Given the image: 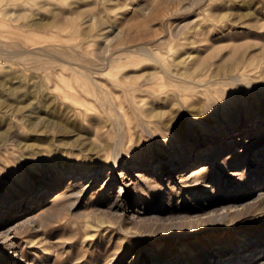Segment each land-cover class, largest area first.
Returning a JSON list of instances; mask_svg holds the SVG:
<instances>
[{"label": "rangeland", "instance_id": "rangeland-1", "mask_svg": "<svg viewBox=\"0 0 264 264\" xmlns=\"http://www.w3.org/2000/svg\"><path fill=\"white\" fill-rule=\"evenodd\" d=\"M240 1L0 0V264H264V0Z\"/></svg>", "mask_w": 264, "mask_h": 264}, {"label": "bare ground", "instance_id": "bare-ground-1", "mask_svg": "<svg viewBox=\"0 0 264 264\" xmlns=\"http://www.w3.org/2000/svg\"><path fill=\"white\" fill-rule=\"evenodd\" d=\"M244 1H246V0H244ZM244 1H243V2L240 1V2H242L241 5H243ZM248 1H249V0H248ZM248 1H247V2H248ZM259 1H261V0H259ZM240 2H239V3H240ZM249 2H250V1H249ZM236 4H237V3H236ZM239 6H240V5H239ZM263 14H264V13H263ZM190 39H191V38H190ZM168 40H169V39H168ZM168 40H165V39H164V41H167L166 45H167L169 42H170V43L173 42V40H172V41H171V40L168 41ZM177 40H179V39H177ZM180 40H183V39H180ZM164 41H163V42H164ZM175 41H176V40H175ZM175 41H174V42H175ZM189 41H190V40H189ZM189 41H186V42L189 43ZM192 41L194 42V41H196V40H192V39H191V42H192ZM160 42H161V40L159 41V44H158V45H160ZM176 42H177V41H176ZM191 42H190V43H191ZM164 44H165V43H164ZM164 44H162V45H164ZM179 44H180V43H179ZM168 45H169V44H168ZM170 45H171V44H170ZM177 45H178V44H177ZM178 46H179V45H178ZM143 47H144V46H143ZM160 47H161V46H160ZM179 47H180V46H179ZM31 48H32V47H31ZM33 48H34V47H33ZM37 49H39V47H38V48L35 47V50H36V51H37ZM144 49H145V48H143V50H144ZM35 50H31V51H34V52H35ZM146 50H147V52H148V50L150 51V49L147 48V47H146ZM146 50H144L143 52H145ZM186 50H187V49H186ZM29 51H30V50H29ZM149 53H150V52H149ZM149 53H147V54H149ZM150 54H152V52H151ZM152 55H153V54H152ZM152 55H150V56L152 57ZM150 56H149V57H150ZM153 58H154V57H153ZM155 58H157V57L155 56ZM155 58H154V59H155ZM157 61L159 62L160 60L158 59ZM186 61H187V60H186ZM160 62H161V61H160ZM184 63H186V62L184 61ZM187 63H188V62H187ZM186 65H187V64H186ZM164 67H165V66H164ZM165 68H166V67H165ZM167 68H168V67H167ZM166 70H167V69H166ZM168 70H169V68H168ZM168 72H169V71H168ZM190 72H192V74H193V71H190ZM192 74H191V75H192ZM189 75H190V74H189ZM191 77H192V76H191ZM191 77H190V78H191ZM192 79H193V77H192ZM194 80H195V79H194ZM194 80H193V81H194ZM197 81H198V80H197ZM195 82H196V81H195ZM196 83H198V82H196ZM145 90H146V89H145ZM197 168H200V169H195V171H193V172H194L193 174H195V172H197L198 170H202V169L205 168V167H204L203 165H200V166L197 167ZM193 174H189V175H187V174H185V173H182V174L180 175L179 178H180L181 180L184 179V181L186 182V185H188L187 183L191 182V178L194 177ZM121 176H122V178L124 179V182H126V184H129V185L131 184L132 181H131V180L128 181L129 177H127V175H126L125 173H123V171L121 172ZM197 177H198V176H197ZM125 179H126V180H125ZM183 183H184V182H183ZM192 184H193V183H192ZM206 184H207V183H206ZM186 185H185V186H186ZM190 185H191V184H190ZM120 193H122V190H121ZM12 244H13V243H10L9 246L12 245ZM256 254H257V253H256ZM261 255H262V253L259 254V255H257L256 257H254V258L252 259V260H254L253 263H254V262H257V261L259 260V256H261ZM253 263H251V264H253Z\"/></svg>", "mask_w": 264, "mask_h": 264}]
</instances>
